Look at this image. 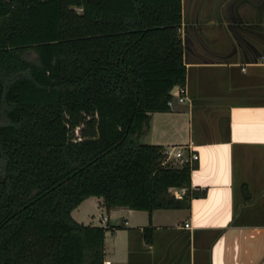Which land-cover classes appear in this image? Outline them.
<instances>
[{"label":"trees","instance_id":"obj_1","mask_svg":"<svg viewBox=\"0 0 264 264\" xmlns=\"http://www.w3.org/2000/svg\"><path fill=\"white\" fill-rule=\"evenodd\" d=\"M181 21L182 0H0V264H104L71 212L90 195L189 205L197 158L141 139L185 83Z\"/></svg>","mask_w":264,"mask_h":264},{"label":"crops","instance_id":"obj_2","mask_svg":"<svg viewBox=\"0 0 264 264\" xmlns=\"http://www.w3.org/2000/svg\"><path fill=\"white\" fill-rule=\"evenodd\" d=\"M180 33L184 98L141 139L195 151L196 194L150 211L90 195L72 215L105 227L104 264H264V0H182Z\"/></svg>","mask_w":264,"mask_h":264},{"label":"built area","instance_id":"obj_3","mask_svg":"<svg viewBox=\"0 0 264 264\" xmlns=\"http://www.w3.org/2000/svg\"><path fill=\"white\" fill-rule=\"evenodd\" d=\"M182 91H183V88L180 87L179 88V94L177 95V97H178L179 100H183V98H184V96L182 95ZM167 104L169 106H172L173 99L172 98H169L167 100ZM164 151H165V154H166V157H165L166 160H169V159L172 158L174 161L175 160L181 161L183 159L192 161V159L198 157V154L195 151H193V150H189L188 155L184 157L183 156L184 150H183V148L181 146H178L176 148L175 147L165 148ZM182 188L185 189V187H182ZM185 224L188 225L189 222L186 221Z\"/></svg>","mask_w":264,"mask_h":264},{"label":"water","instance_id":"obj_4","mask_svg":"<svg viewBox=\"0 0 264 264\" xmlns=\"http://www.w3.org/2000/svg\"><path fill=\"white\" fill-rule=\"evenodd\" d=\"M179 88H180V86H179V84H175L172 88H171V90H170V92L174 95H178L179 94Z\"/></svg>","mask_w":264,"mask_h":264},{"label":"rangeland","instance_id":"obj_5","mask_svg":"<svg viewBox=\"0 0 264 264\" xmlns=\"http://www.w3.org/2000/svg\"><path fill=\"white\" fill-rule=\"evenodd\" d=\"M184 150V149H183ZM187 155V151L184 150V153H183V156H186Z\"/></svg>","mask_w":264,"mask_h":264}]
</instances>
